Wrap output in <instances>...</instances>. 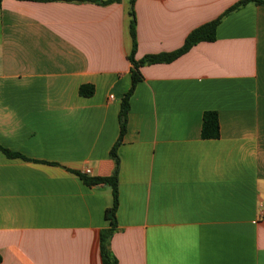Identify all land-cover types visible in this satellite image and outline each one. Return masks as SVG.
<instances>
[{
  "label": "crops",
  "instance_id": "obj_1",
  "mask_svg": "<svg viewBox=\"0 0 264 264\" xmlns=\"http://www.w3.org/2000/svg\"><path fill=\"white\" fill-rule=\"evenodd\" d=\"M239 1L135 0L137 60L223 17L214 40L141 67L118 164L129 0L1 1L0 264H104L112 186L87 168L117 171L116 264H264V4L225 14Z\"/></svg>",
  "mask_w": 264,
  "mask_h": 264
},
{
  "label": "trees",
  "instance_id": "obj_2",
  "mask_svg": "<svg viewBox=\"0 0 264 264\" xmlns=\"http://www.w3.org/2000/svg\"><path fill=\"white\" fill-rule=\"evenodd\" d=\"M0 0V5H1ZM101 2H108L112 0H100ZM251 0H241L237 2L235 5H233L228 11H226L225 14H227L229 11L235 10L237 8H240L241 6L245 5L247 2ZM260 4H264V0H252ZM130 2V10L129 15L131 16L130 19V34L132 36L133 46L132 50L129 54V59L132 63V85L129 91L125 94L123 101L121 103V110H120V137L118 142L114 145L112 148L111 154L113 158L116 161V164L119 162V157L117 154V147L119 144V141L122 139L126 127H127V119H128V113L130 109V97L132 93L134 92V89L137 85V83L142 80L143 76L141 73V67L145 64H152V63H160V62H171L178 57H180L182 54L186 53L193 45H195L198 42L201 41H212L216 38V29L218 24L220 23L223 16L210 21L198 28H195L185 39V42L182 47L179 49L172 51V52H166V53H160V54H150L146 55L144 58L137 60L135 59V52L137 50V39H136V17H135V10H134V4L135 0H129ZM80 92L83 95L89 96L93 94L94 88L89 85H82L80 88ZM202 136L204 138H218L220 136V122L218 113L214 111L206 112L204 115L203 125H202ZM4 151L9 156H14V153H11L10 151L4 149ZM82 178L85 182L88 184H100L105 183L112 186V192H113V204L110 208H108L105 211V217L110 222V227L105 228L101 231L100 236V248L103 258L104 264H116V259L113 257L112 252L109 247V239L111 235L113 234L115 228L117 227V209L119 205V189H118V176L117 171L114 172L112 176L108 177H89L86 174H81ZM2 262V255L0 254V263Z\"/></svg>",
  "mask_w": 264,
  "mask_h": 264
},
{
  "label": "built area",
  "instance_id": "obj_3",
  "mask_svg": "<svg viewBox=\"0 0 264 264\" xmlns=\"http://www.w3.org/2000/svg\"><path fill=\"white\" fill-rule=\"evenodd\" d=\"M89 173H91V169H89V168H87V169H84L83 170V173L82 174H89Z\"/></svg>",
  "mask_w": 264,
  "mask_h": 264
}]
</instances>
